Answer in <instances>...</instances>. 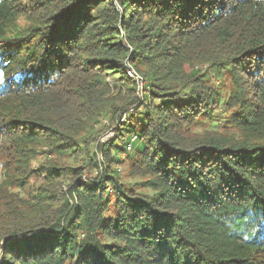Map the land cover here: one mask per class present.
I'll list each match as a JSON object with an SVG mask.
<instances>
[{
  "label": "trees",
  "instance_id": "trees-1",
  "mask_svg": "<svg viewBox=\"0 0 264 264\" xmlns=\"http://www.w3.org/2000/svg\"><path fill=\"white\" fill-rule=\"evenodd\" d=\"M195 60L232 87L184 73ZM128 68L195 86L184 104L150 89L163 105L129 114L121 145L103 149L107 162L131 155L157 191L118 189L111 205L102 185L65 189L83 168L60 165L98 166L89 138L115 94L108 78L139 101ZM217 105L245 137L184 139ZM0 164V264H264V0H0Z\"/></svg>",
  "mask_w": 264,
  "mask_h": 264
},
{
  "label": "rangeland",
  "instance_id": "rangeland-1",
  "mask_svg": "<svg viewBox=\"0 0 264 264\" xmlns=\"http://www.w3.org/2000/svg\"><path fill=\"white\" fill-rule=\"evenodd\" d=\"M19 26L21 27L22 31H26L30 26L31 22L25 17L22 16L19 19ZM11 35V34H10ZM127 47L129 45L126 43ZM215 49L214 46L211 47V52ZM207 55H210L209 52H206ZM195 55V54H194ZM126 65L129 66V60L126 61ZM129 69V68H128ZM183 72L186 74H190L196 70H199L202 72V76L205 75V77H211L212 79L208 83L211 85L213 90L220 91L221 94L224 95L226 90L230 87H232L231 82L227 81L225 83L219 84L217 82L219 79L217 77V73L213 74L210 65L208 63H203L201 60H195L192 63H186L183 67ZM223 74H225V70H221ZM147 73V72H146ZM227 74V73H226ZM139 75V74H138ZM228 75V74H227ZM150 74L147 75L146 80L144 78V75L140 73L138 80H136L138 85V93H137V101L136 103H129L127 102V98L130 97V95L133 93L130 90L133 89V86H127L125 84L118 83L116 85L115 82H113V79L110 77L108 78V81L110 82V86L112 90L115 92L114 96L108 97L109 102L106 104V108L108 109V116H104L100 118L99 124L96 128V133L92 135L89 138L90 146L89 149L93 156H97L98 159V166L93 167L88 166L86 164V158L82 159L81 157L76 161H70L69 163L65 159L64 163L60 166L65 167L68 166L69 168H74L73 170H69V173L72 174L76 171L77 167H82V170L78 169L77 176L73 178V181L68 182L65 189L68 191L72 190V188L77 185L78 182L82 183H95L96 185H102L104 190L108 192L107 197L110 200V203L114 202V196L116 195V190H127L131 191L134 190L136 194L140 197L144 198H150L152 196H156L157 191L154 190L152 187L155 184V180L145 175L141 170L138 171V167L134 165V160L131 159V155L126 153L120 154V160H111V162L104 161L102 158V152L103 149L106 148V146L110 144H118L121 145L120 142H118V138L120 137V129L122 127H126L130 121L129 114L132 115L130 118L131 120H135L136 117L143 116L144 113H150L152 114V111L157 110L163 105V102L160 100L157 96L152 98H147L145 94L153 96L154 94H149L150 89H152V92L154 93H161L162 87H165L167 89L165 92L169 94L177 93V97L174 96L173 98L168 97V99L163 100H169L174 101L173 103L177 104H184L188 99V94L192 88H194L195 84L193 83L194 80L189 77L187 82H183L180 84H169V83H162L160 79V75H157V79L153 78V80H149ZM200 76V77H202ZM228 77V76H227ZM159 80V81H158ZM158 81V82H156ZM154 83H157L160 85V89H157L156 87H152ZM136 89V88H135ZM134 97V96H133ZM133 104V105H132ZM205 106V105H204ZM203 106L202 111L205 110V107ZM226 107V108H225ZM221 106L217 105L215 110H211L210 114H207V112H203V115H199L195 126H193L190 129V133H188L186 130H182V134L184 135V139L187 137L192 136L194 137H203L207 135L208 133H217L215 134L218 137H226L230 139H236V138H244L245 136L238 130H235V126L231 125L230 123H223L222 120L226 119L227 114H231L232 108L229 106ZM224 109H228V113L224 112ZM118 113V114H117ZM144 117V116H143ZM128 121H127V120ZM146 121V119H145ZM137 124L138 121H136ZM132 124V123H131ZM226 127V128H225ZM233 127V128H231ZM135 128H138V126H135ZM140 128V127H139ZM241 133V134H240ZM129 151V150H128ZM42 158V160H41ZM44 157L40 156L37 160V162L34 164V168L37 169L40 165L44 163L43 160ZM1 166V164H0ZM111 171V172H109ZM113 171H116V179H114L115 183L111 182L110 176L113 175ZM110 177V178H109ZM2 181V170L0 168V182ZM19 191V190H17ZM19 193V192H18ZM21 195H24L23 193ZM70 197V196H69ZM71 202L73 204L76 203L75 199L70 197ZM109 203V205H110ZM108 205V206H109ZM114 210L111 206H109L108 211L106 212V217L113 216ZM2 249L0 247V262L2 260L1 255Z\"/></svg>",
  "mask_w": 264,
  "mask_h": 264
},
{
  "label": "built area",
  "instance_id": "built-area-1",
  "mask_svg": "<svg viewBox=\"0 0 264 264\" xmlns=\"http://www.w3.org/2000/svg\"><path fill=\"white\" fill-rule=\"evenodd\" d=\"M127 74L129 77L137 79L140 78L139 75L137 73H135V71L132 68L127 69ZM137 141V137L136 135H132L130 138V142L127 144V150L130 151L131 147L133 146V143H135Z\"/></svg>",
  "mask_w": 264,
  "mask_h": 264
}]
</instances>
